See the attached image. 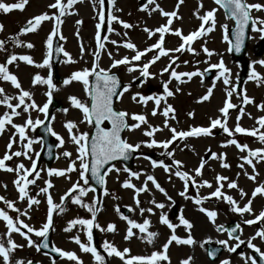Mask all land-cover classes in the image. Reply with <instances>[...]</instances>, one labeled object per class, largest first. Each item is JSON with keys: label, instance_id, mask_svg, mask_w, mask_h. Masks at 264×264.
<instances>
[{"label": "rangeland", "instance_id": "obj_1", "mask_svg": "<svg viewBox=\"0 0 264 264\" xmlns=\"http://www.w3.org/2000/svg\"><path fill=\"white\" fill-rule=\"evenodd\" d=\"M106 1L107 0H105L104 9L105 22L99 30L102 38L107 37V40L102 39V42L105 45L103 49H97V42L95 39L97 32L96 25L99 23L98 12L100 6L98 0H88L90 11L92 13L89 21L80 20L76 16H73L70 23L67 20L68 14L62 17L63 23L61 24L59 34L57 35L62 48L71 55L74 62H67V58L62 54L58 69L61 76H63V79L59 83L53 81L56 87L52 90V97L60 100L63 107L54 112L51 123L52 130L63 138L64 143L61 145L58 141V155L50 168L61 170L66 169L71 161L75 160L76 170L67 173L65 176H49L47 174L49 168H46L44 162L41 165H37V170L40 171V177L35 180V184L29 185L27 191L30 197H35L40 203L38 205H32L31 208L28 207L27 198L25 200L19 199V192L14 184V181L17 179V173L14 171L8 172L0 170V196L4 197L6 200L13 201L15 208L19 209L20 212L7 208V205L3 201H0V209H4L8 212L14 220L19 218V220H22L34 229H40L46 222L49 207L47 204V194L40 192V189L47 186L45 183L46 181H51L53 186L49 189V194H51L53 202L60 205L59 208L53 210V224L50 228L53 245L63 251L76 253L82 261V264H98L91 254L81 251L79 245L72 239L75 236H79L82 243H89L87 240V227L77 224L73 226L70 231H65L71 220L91 219L92 217V214L86 207L72 202L74 197L80 196L78 189L70 193L68 196H65V194L68 193V190L71 189L74 184L79 182L81 186L88 189L85 195L80 196L83 204L88 205L92 204L93 201H99L96 206L101 210L97 212L94 224H99L100 228H92L93 240L91 243L93 244L94 240H98L99 245L101 246L100 253L105 257V264H124V261L119 257H116L115 255L108 256L107 253L104 252L102 245L105 241L113 244L121 251L125 248L130 249L126 258L131 256H149L156 250H162L160 245L167 241L168 236L171 235V230L160 222V215L161 213H165L172 223L179 224L178 216L181 212L184 217L193 224L190 231L196 243L189 245L192 258V253L198 254L199 252L200 254L202 253V256L205 258L204 251L207 243L205 241H208V237L213 242L221 240L227 241L228 246H234L238 243L237 240L227 237L225 235L227 234L226 232L218 230L219 226H224L230 221H236L241 228V235L239 238L240 240H243L244 243L241 244L235 252H229L226 246L223 245L224 251L221 258L229 260L230 264H246V260L249 257L252 258V250L254 251V249L248 247L249 240H251L261 252H264V239L255 236V233L258 230L264 228L263 222H257L252 225L244 223L245 220L253 219L254 215H258L261 210H264V195L258 194L255 198L251 197L253 190L260 184H264V161H259L253 158V163L255 164V169H253L251 165H248L241 159V157L247 155V151L241 152L235 145L227 144V141L229 139H236L240 144H247L248 147L253 150L264 148V143L259 140L258 136L253 137L248 134L235 133L230 137L227 133H224L219 127H217L212 130L211 135L177 139L167 150L160 146L148 147L146 143H142L149 142L153 138L158 142L171 139L169 128H176L177 131H186L192 127H208L212 119H223L219 109L223 107L226 100V89L236 85L242 66L232 60L231 52L229 51V37L228 40L224 39L225 34H227L225 33L224 26L226 25L228 29L233 25V21L225 16L222 8L219 5H216L214 0H183V3L179 4L178 9L177 4L179 3V0H156V3L159 4L164 11H178V16L180 18H173V24L170 26L173 31L175 29H180L182 30L183 35H188L192 31L197 30L201 23L196 15L198 9L200 15H203L211 9H216L215 28L212 32L193 41L191 46L196 50L195 53L185 50L179 53L170 52L169 55L162 56L149 68V72L154 75L146 78L145 82L141 85H136L134 83L135 78L140 75L139 68L132 72H128L127 66L125 65H120L111 69V72H117L120 75L126 85L131 84L129 91L124 93L122 98L116 99V108L129 113V124L134 123V121L130 119V116L133 113L144 114L148 123L146 125H141L139 129L134 131L126 130L124 138L131 144L141 143V147L136 150L137 156L131 170L126 172L124 171L125 167L121 163H115V168L120 169V171L118 173L112 171L106 175L105 188L107 189V195L104 194L105 188L102 192L93 191L90 182L88 185H84L83 180L80 178V161L76 159L78 156L77 145L71 141L65 124L68 121H73L77 125L74 132H88L91 134L93 126L87 124V122H83L82 112L71 105L69 97L76 96L83 102L90 101L81 82L73 81L68 85H64V79H67L75 71H79L83 68H91L93 64H98V69H109L111 68L114 59H121L125 56L130 59L135 52L131 49L125 48L123 43L125 41H130L136 45L137 50L143 51L156 43L159 39V33L150 37L144 29L148 28L150 30H155L157 27L166 24L168 19L167 17L162 16L158 10L150 12L155 5H149L147 10H141L142 6L140 5V0H115V6H111L112 10H109L108 7L106 9ZM3 2L16 3L18 0H3ZM54 2L55 0H28L27 5L22 11L13 10L9 13L0 12V24L4 26L3 31H0V40L5 41L4 49L0 50V63H6L7 58L12 54L17 56L28 55L32 57L34 63L31 65L24 61L17 60L13 64L7 65V67L10 73L17 76L21 87L32 94L31 99L39 106H43L44 103L48 102L46 93L49 89L45 84H33L32 81L37 74L44 78H47L49 74H51V60L50 68L37 67L36 65L41 64L48 53L46 40L54 27V21L48 20L42 22L35 32L20 34V30L23 25L27 24L28 20L37 15L42 13L52 15L53 13H56L58 10L49 7V5ZM63 2L67 3V0H63ZM247 2L264 4V0H247ZM201 3L203 4V7H200ZM117 9H119V11H117ZM69 12L71 11L69 10ZM109 12L119 17L120 20L132 24L133 27L130 29H124L120 23L112 21L110 26L113 31L109 32ZM252 16L253 18L259 17L264 19V11L253 10ZM78 20L82 21V23L77 24L76 22ZM90 23L91 27L89 28ZM77 32L79 35H77ZM125 33H127V35H125ZM60 35L65 39H60ZM10 37H16L23 43L17 45L14 40L10 39ZM260 38L261 34L252 30L246 60L251 63V72L254 69L261 77H264V65L254 63L264 60V54L263 56H256L253 51ZM112 40L117 41V44H112ZM29 42L33 45L32 48L25 46ZM181 43L182 40L174 35L173 32L165 34L163 45L165 49H174ZM81 45H83V53H81ZM203 47H207L213 52V55L209 57L203 51ZM97 52L99 53L98 60L95 55ZM157 52L158 50L153 49L151 52H147L140 61H134L133 64L142 65L143 63L150 61ZM109 53H111V56ZM172 57H177L176 62L172 64V68L177 72H192L196 70L203 72L205 69L210 68L211 64H216L222 59L226 67L231 70L230 79L232 84L225 85L222 77L216 79L219 74V70L217 69H215L216 73L212 80L205 81L200 76L193 77L191 80L182 77V80H185L186 82L180 83L174 78H170L171 69L169 72L162 73V70L169 65ZM185 61H187V63H185ZM169 80L171 82L168 86L174 95L167 97L166 102L167 104L172 105L175 109V119L171 118L173 114L170 113L167 118L169 127H165L164 121L166 118L161 114L165 107L163 101L157 110V114L152 115L155 106L154 101H149L145 105L132 101L131 96L137 92L142 95L163 94V83ZM213 82H215V87L212 96L207 101L199 102V98L206 94L207 89L213 85ZM0 88L4 89V95L13 97L10 101L13 105L18 103V100L15 97H18L19 90L16 89L11 82L0 79ZM177 89H179V91H177ZM242 93L250 97L253 100V103L239 105V92H234L231 97V102L238 107L234 108L233 111L229 113L227 127L230 130L235 128L237 118L240 116L239 108L243 107L245 114L239 118L238 122L240 126L249 130L256 128L260 132H264V129L259 128L257 123L258 118L264 116V110L258 108V105L264 104V80L258 82L256 80H251L248 77L243 83ZM2 98L3 96L0 95V99ZM26 102L30 103L31 101L26 99ZM64 109H67V112H65ZM17 111L21 114L13 117V123L15 124L22 125L29 117L33 121L37 119L41 121L44 120V113L37 110L29 109V112L25 113L23 111V106H21ZM5 112L10 113L11 110L8 109L6 105L0 104V116H3ZM190 112L194 113V115L189 116L188 113ZM149 125L161 130L157 131L154 134V137H147L144 135V132ZM38 126H36L35 130H32L31 128L26 130V137L35 141L29 152V155L35 161L36 154L43 150L41 139L36 134ZM13 136H15V143H13L10 151L15 152L25 150L24 144L27 140L23 142L20 141L19 134L16 133L15 129L12 128L11 125H7L4 132L0 134V157H3L6 151H9L7 149V144ZM65 151L70 152L72 154L71 157H65L63 155ZM167 151H172L173 156L169 157L166 154ZM208 152L216 153L218 156L222 157V159H214L212 157L206 159L205 156ZM148 154L153 156L152 159L145 158ZM201 159L206 161L203 169H205L207 174L203 176V180L208 179L211 176L214 178L212 180V189L210 193L218 186L215 178L217 176H225L228 180L222 182L224 184L222 192L225 195H231L241 207L252 198V214L244 213L241 215L231 211V206L222 198L217 199L211 197L203 200L202 205H196L193 202V199H186L179 194L184 191V182L174 175V172L177 170L174 166L172 167L171 172H165L163 167H153L151 163V160H156L163 161L166 165H172L173 160H179L182 162V167L179 170L189 172V174L197 178L199 182L200 176L195 175L194 169L199 166ZM224 162H226L229 167H222V163ZM20 163H23L25 167L30 168L32 160H29L22 155L20 157H13L10 161H6V165L12 168H15ZM241 164L244 165L243 168L239 167ZM131 172L140 173L139 178L130 176ZM148 175L155 177L156 181L167 192V196L156 189L151 181L147 182L148 190L141 192L138 197H136L134 189L124 188L122 186L125 180L130 179L131 183L136 185V187H142ZM251 175H255L256 179H249V176ZM169 176H171V179H169ZM33 178L34 175L29 177V179ZM229 181H236L238 188H228L227 184ZM196 188H198L197 184L192 185L189 183L185 195L193 198L197 195L202 197L209 196L210 193H205L206 190L204 187H199L201 189V192L199 191V193H196ZM239 189H243L247 195L241 198ZM62 197H65L63 201L61 200ZM168 197H171V200H169ZM136 198L140 200L139 206L135 203ZM153 200L157 203H163L165 207L163 209L156 208L152 203ZM174 204L178 206L179 213L176 217H171L170 213ZM117 207H119L120 213L127 215L137 223H143L145 219L150 221L149 231L158 233L151 244L140 238L144 234L139 233L138 229H133L135 235L131 239L126 240L124 238L128 224L125 220L121 219L120 214L117 213ZM200 207L213 210L217 213L215 223L211 222L205 213L199 211ZM60 208H63V211H61ZM129 208L133 209V211H129ZM140 208H152L153 212L149 213L145 211L143 215H141ZM25 210H27V215H21L20 213ZM125 210H128L129 213L125 214ZM193 214H198L200 222H197V219ZM110 223L116 225V230L114 232L100 230L106 229L107 225ZM21 230L25 232L27 231L23 228H21ZM7 232L8 229L6 222L0 219V242H3L5 246H8ZM177 234H188V231L184 226L180 225L176 228V235ZM29 236L34 242L33 246H29L27 240L19 233L13 232L11 234V239L17 245H22V247L12 251L10 255L11 264H15L17 260H23L25 264H27L29 260H36L38 264H53V261L54 264H77L76 261H70L66 257L60 256L55 258L40 250L38 251L36 246L39 245L42 237L36 236L34 232L30 233ZM253 237H255V239H252ZM154 242L157 244H153ZM201 244H203V247H201ZM186 254L187 249L184 251V256L187 257L188 255ZM192 263H194L193 259ZM215 263L216 262H210V264ZM0 264H3L2 258H0ZM248 264H251L250 260H248Z\"/></svg>", "mask_w": 264, "mask_h": 264}, {"label": "snow or ice", "instance_id": "obj_2", "mask_svg": "<svg viewBox=\"0 0 264 264\" xmlns=\"http://www.w3.org/2000/svg\"><path fill=\"white\" fill-rule=\"evenodd\" d=\"M79 0H67V3H64L63 0H55L54 3L50 4L49 7L52 9L58 10L56 13H53L52 15H49L48 13H42L40 15H37L33 17L32 19L27 21V24L25 27H23L20 30V34H25L29 32H35L42 22L52 20L54 21V27L51 31V33L47 36L46 44L48 48V53L46 57L44 58L43 62L41 64L36 65L37 67H51V55H52V45H53V38L59 34L60 26L63 23L62 17H64L66 14H70L69 10L73 8V5L78 3ZM216 5H219L220 7L224 8L227 13L229 14L230 18H233L236 21V39L235 42L230 43L229 51H232L233 49L236 52H240L242 45L244 43V37H245V29L249 25V21H251L252 29L253 31L259 32L261 34V37L264 38V19H261L259 17L253 18L251 15V12L253 10L256 11H264V4L260 3H248L247 0H214ZM28 0H18L16 3H5L3 0H0V12L3 13H9L13 10H23L25 6L27 5ZM99 3V12H98V18L99 23L96 25L97 32H96V42H97V49H103L104 43L103 40H107V37H101L100 29L102 25L105 22V0H98ZM108 3L115 6V0H108ZM183 0H179V3L177 4V9L179 8V4H182ZM149 5H155L154 8L150 10L151 11H159L162 16L167 17V23L157 27L155 30H150L148 28H145L144 31L148 33V35L151 37L152 35H155L156 33H159V39L156 43L152 44L150 47L144 49L143 51L137 50L136 45L130 41H125L123 43V46L127 49H131L135 52V54L129 59V57L125 56L121 59H114L111 68L104 69L99 68L98 64H93L91 68H83L79 71L73 72L67 79H64L63 84L68 85L72 83L73 81L81 82L84 86V90L89 97L90 102H83L76 96L69 97L71 101V105L75 107L76 109H79L82 112L83 115V122H87V124L92 125L95 128V134L90 137V134L88 132H74V129L77 128V125L73 121H68L65 124V127L70 135L71 141L77 145V160L80 161L79 168L80 171V178L83 180L84 185L89 184V176L87 173H91V179L95 180V182L99 185H105L106 180L105 177L109 172L116 171L117 173L120 171V169L115 168V165H111L107 168L106 171H102L105 168V165H109L111 161H116L118 159H124L127 160L129 156L138 150L141 147V143L131 144L126 139L122 138L121 133L124 130L134 131L136 129H139L141 125H146L148 123L147 118L144 114H131L130 119L134 121V123L129 124V113L126 111H120L116 110L114 108V98L120 99L123 97L124 93L128 92L131 88V84L124 85L121 88V81L119 77L111 72L112 68H116L120 65L127 66V71L132 72L135 71L137 68H139L140 74L142 77L148 78L150 76H153L154 74L149 72V68L152 64H154L156 61H158L162 56L169 55L170 52H182V51H188L195 53V49L191 46L193 41L196 39L203 37L207 33H210L214 30L216 20H215V12L216 9H211L204 13L203 15L199 14V9L197 10V17L200 19L201 23L199 25V28L195 31H192L188 35H183L182 30L180 29H173L170 27L173 24V18L179 19L178 11L174 10L171 12L164 11L159 4L156 3V0H147V3L142 6L141 10H147ZM200 7H203V4H200ZM119 11V9H117ZM108 21H109V28L108 31L111 32L113 29L111 28L110 24L112 21H116L120 23L124 29H130L133 27L132 24L127 23L123 20H120L119 17L112 14L111 12L108 13ZM77 24L82 23V21H77ZM207 25V27H206ZM3 25L0 24V31H3ZM225 33H227V26H224ZM173 32L174 35L178 36L182 43L174 48V49H165L164 48V41H165V34ZM77 35L79 33L77 32ZM127 35V33H125ZM10 39L14 40V42L17 45H21L23 42L17 39L16 37H10ZM60 39H65L62 35H60ZM225 40H228L227 34L224 36ZM112 44L116 45L117 41L112 40ZM5 41L0 40V50L4 49ZM28 48H32L33 45L29 42L25 45ZM187 46V47H186ZM153 49L158 50L157 54L152 57V59L146 63H143L142 65H134V61H140L141 58L147 53L151 52ZM58 52H62L63 55L67 58V62H74L72 60L71 55L66 52L62 47L57 49ZM203 51L210 57L213 55V52L210 51L207 47H203ZM81 53H83V45H81ZM97 60L99 59V53H95ZM111 56V53H109ZM177 57H172L170 60V63L168 66H166L163 70V72H169L170 71V78H174L180 83H185V80H182V77H186L188 80H191L193 77L200 76L203 77L205 72L209 71V69H205L204 72H201L199 70L192 71V72H177L174 68H172V64L176 62ZM20 60L24 61L27 64L31 65L34 63L31 56L28 55H21L17 56L15 54L10 55L7 58L6 63H0V79L3 81L11 82V84L19 90L18 97H15L18 100V103L13 105L10 101L13 99V97L4 95V89L0 88V95L3 96L2 99H0V104L6 105L8 109L11 110V112H5L3 116H0V134H2L6 128L7 125H11L12 128L15 129L16 133L19 134L20 141L27 142L24 144V151H15L11 152L13 143H15V136L10 138L9 143L7 144V149L9 151H6L3 157H0V170H5L8 172H16L17 173V179L14 181L15 187L18 189L19 192V199L25 200L27 198L28 201V207L31 208L32 205H38L40 201L36 199L35 197H30L28 194V187L29 185L35 184V180L40 177V171L37 170V163L35 160L32 159V157L29 155V152L32 149V145L35 142L34 140L26 137V130L31 128L32 130H35L36 126L43 123V121L37 119L33 121L30 117L26 120L24 124H15L13 123V117L19 116L21 113L17 111V109L21 108L23 106V111L25 113L29 112V109L37 110L41 113H44L45 118L47 119L48 116V110L49 105L52 101V90L55 89V84L53 83L52 76L49 74L47 78H44L37 74L32 83L33 84H45L48 86L49 91L46 93L48 97V102L44 103L43 106H39L36 104L34 100L31 99L32 94L29 91L24 90L21 87L20 82L18 81V78L16 75L10 73L7 65L13 64L15 61ZM187 63V61H185ZM254 63H259L261 65H264V60H260ZM210 69H217L219 70V74L216 77V79L223 78V83L225 85H231L232 81L230 79L231 76V70L226 67L223 60L221 59L216 64H211ZM161 73V74H162ZM94 76L95 81L94 83L90 82V77ZM135 79H139L138 77ZM249 79L261 81L264 80V77H261L260 74H258L254 69L252 70L251 74L249 75ZM171 81H167L163 83V94L160 95H142L141 93L137 92L131 96L132 101L136 103H142L147 104L149 101H154V108L152 111V115L157 114V110L159 109V106L161 105V102L163 101L165 103V107L162 110V115L166 118L164 121V126L169 127L168 125V117L169 114L172 115V119H175V109L172 105L167 104V97L173 96L174 93L169 89V83ZM215 87V82H213V85L207 89V92L205 95L201 96L199 98V102H204L209 100V98L212 96L213 89ZM179 91V89H177ZM237 89L235 86H232L228 89H226V100L224 102V105L222 108L219 109L223 119L216 118L212 119L210 121V125L208 127H192L189 130L186 131H177L176 128H169L171 132V139L166 141L158 142L154 138L151 139L149 142H142L146 143L148 147L153 146H160L163 147L165 150L169 148V146L176 141L177 139H185L188 137H199L201 135H211L212 130L219 127L224 133H227L228 136H233L235 133L240 134H248L253 137L258 136L259 140L264 143V132H260L258 129L253 128L251 130L246 129L244 127H241L239 124V118L242 117L244 113L243 107L239 108L240 116L237 118V123L234 129L230 130L227 127V118L229 116V110L237 108L238 106L236 104H233L231 102V97L234 92H236ZM26 99L29 102H26ZM242 103L247 105L250 103H253V100L248 97L246 94L242 95ZM258 108L261 110H264V104L258 105ZM65 112H67V109H64ZM189 116L194 115V113H188ZM250 115V114H249ZM107 121L111 127H102L104 122ZM257 123L259 125V128L264 129V116H261L258 118ZM161 129L157 127H153L151 125L148 126V128L145 130L144 135L147 137H154V134L157 131H160ZM46 131L50 132L52 136H55L57 140L62 145L64 143V140L62 137H60L55 131L51 129V127L46 128ZM227 144L235 145L241 152L247 151V155L241 157L242 160H244L248 165H251L253 169H255V164L253 163V158L259 161H264V148H257V149H250L247 144H240L236 139H229L227 141ZM49 151H51V148L49 147ZM166 154L171 157L173 156L172 151H167ZM25 156L29 160H32L31 167L27 168L23 163L18 164L15 168L8 167L6 165V161H10L13 159V157H20ZM37 156L39 153L36 154ZM65 157H71V153L65 151L63 153ZM90 157V160H89ZM211 157L214 159H222V157L218 156L216 153H211ZM153 167H163L165 172H171L172 167L174 166L177 170L174 172V175L179 177L184 182V191L180 192L179 194L186 199H193V202L200 206L202 205L203 200L209 199L211 197H215L217 199H223L225 200L230 206V210L243 215L244 213H253L252 209V198H255L258 194L264 195V184H260L257 186L252 194L251 197L246 204H244L243 207L239 206L236 200L233 199L231 195H225L222 192V188L224 187L223 181H227L228 178L225 176H217L215 179L217 181V187L214 191H212L208 197H200L197 195L196 197H188L186 196V192L189 187V182H191L192 185H196L197 182L195 180L194 176H191L189 172L186 171H180L179 169L182 167V162L179 160H173L172 165H166L163 163V161H156L151 160ZM206 161L201 159L200 164L197 168L194 169L195 175L200 176L202 175V169L205 166ZM222 167H229V165L224 162L222 163ZM239 167L243 168L244 165L241 164ZM76 170V161H71L70 165L66 169H54L49 168L47 170V174L49 176L56 175V176H65L67 173H70L72 171ZM124 171L128 172L129 169L125 168ZM247 174V173H246ZM33 179H29L30 176H33ZM130 176L139 178L140 173L138 172H131ZM169 179H171V176H169ZM249 179L255 180L256 176L251 175L249 176ZM151 181L152 184L155 186L156 189H158L161 193H163L165 196H167V192L161 185L156 181L155 177L152 175H148L146 178V181L142 187H136L133 183H131V180H125L123 182L124 188H132L135 190L136 197L139 196L141 192L147 191V182ZM46 187H43L40 189V192L47 194V204H48V212H47V219L46 222L43 224V226L40 229H34L33 227L29 226L28 224L24 223L22 220L13 219L12 216L8 214L4 209H0V219L6 222V226L8 229L7 236V244L8 246H5L3 242H0V258H2L3 264H11L10 255L13 250L22 247V245H17L12 239L11 234L13 232L19 233L22 237H24L27 240V243L29 246H33L34 242L30 238V233H35L38 237H43L44 241L42 246L44 248H48V242H47V236L49 229L52 227L53 224V210L56 208H59L60 205H57L53 202L51 194H49V189L53 186L51 184V181H46ZM207 186L209 188L212 187V185L208 181H203L198 187H204ZM227 187L230 189H237L238 184L236 181H229L227 184ZM79 190L80 196H83L86 194L87 190L85 187L81 186L79 182L73 185L71 189L68 190V193L65 194V196H68L70 193ZM95 191V189H92ZM198 192V188H197ZM240 196L243 198L247 193L243 191V189H239ZM105 195H107V189L105 188ZM80 196L74 197L72 202L78 205H81L83 207H86L88 211L92 214L91 219H73L69 222L68 228L65 229V231H70L71 228L77 224L86 226L87 227V240L89 243L85 244L80 241L79 236H75L72 239L76 244L79 245L81 251L90 253L94 260L98 262V264H105V257L101 255V253L97 250V248L91 243L93 240L92 236V228H100L99 224H94L96 214L101 209L98 208L96 205L99 203V201H93L92 204H83ZM65 197H62L61 200L63 201ZM169 200H171V197H168ZM0 201H3L7 208L12 209L16 212H20L19 209L15 208L14 202L10 200H6L4 197L0 196ZM135 203L137 206L140 204V200L138 198L135 199ZM152 203L155 205L156 208L163 209L165 205L163 203H157L155 200L152 201ZM61 211H63V208H60ZM117 213L120 214L121 219L125 220L128 224L127 232L125 235V239H131L135 233L133 229H138L139 233L144 234L140 238L147 243L151 244L153 240L156 238L158 233L149 231L150 227V221L148 219H145L143 223H137L136 221L130 219L127 215H124L123 213H120L119 207L116 208ZM129 211H133V209L129 208ZM147 211L149 213L153 212L152 208H140V213L143 215V213ZM199 211L205 213L209 220L213 223H215V219L217 216V213L213 210H208L206 208L200 207ZM21 215H27V210L20 213ZM179 224L172 223L167 215L165 213H161L160 215V222L163 225H166L171 230V235L167 239V241L163 244L162 250L152 252L149 256H131L127 257V254L130 252V249L125 248L123 251L117 249L113 244L105 241L102 245L104 252L107 253L108 256L115 255L116 257H119L122 261H124V264H160V262H168L170 264V258L167 255L169 246L175 242L176 244L181 245H193L196 243V241L193 239L191 235V229L193 227V224L184 217V215L181 214L178 216ZM258 221L264 222V210H261L258 215H254L253 219L245 220L244 223L247 225H252L257 223ZM180 225L184 226L185 229L188 231V234L186 238H181L176 235V228ZM21 228L26 229L27 231H22ZM240 228V225L237 224L236 227L232 229H224L223 226H219L218 230H224L228 232V235L230 238H234L238 241L234 246H228V242L221 240L218 241V243L225 245L227 250L229 252H235L237 248L240 247L241 244L244 243L243 240H240L239 236H234V233H236L237 229ZM101 231H108V232H114L116 230L115 224H108L106 229H100ZM256 237H260L261 239H264V228H261L255 233ZM252 239H255L253 237ZM37 250L39 251L40 246L37 245ZM201 247H203V244H201ZM248 247L251 249H254L256 252L260 253L261 258H264V252H261L259 248L256 247L255 244L251 242V240L248 241ZM53 252L58 253L61 257H66L70 261H76L77 264H82V261L79 259V257L76 255V253L71 251H63L60 248L53 247L51 249ZM215 249L208 252V255L212 258L216 256ZM47 254V253H46ZM191 257H188L184 259L181 264H191ZM248 260L251 261V264H257L256 260L254 258L249 257L246 260V264H248ZM15 264H25L23 260H17ZM27 264H32L31 261H28ZM54 264V261H53ZM221 264H230V261L225 259L221 261Z\"/></svg>", "mask_w": 264, "mask_h": 264}, {"label": "water", "instance_id": "obj_3", "mask_svg": "<svg viewBox=\"0 0 264 264\" xmlns=\"http://www.w3.org/2000/svg\"><path fill=\"white\" fill-rule=\"evenodd\" d=\"M226 13H227V11H226ZM227 15L229 16L228 13H227ZM229 17H230V16H229ZM251 26H252V25H251V21H249V25H248V26L246 27V29H245L244 43H243V45H242L241 51H240V52H236L234 49L232 50L233 55H234V57H235L236 59H242V58L245 56V53H246V47H247V44H248V41H249V30H250ZM235 28H236V26L232 29V33H231V37H232V40H233L232 42H233V43L235 42V39H236ZM58 48H60V46H59V43H58V41H57V39H56V40H55V43H54V50H53V62H54V67H55V68H54V73H53V75H54V78H55L56 81H58V80L61 79V77L58 75L57 68H56V65H57V63L59 62V59H60V57H61V52H58V51H57ZM263 49H264V42H263V43L261 44V46L259 47L258 54H261L262 51H263ZM248 73H249V64H247V66L245 67V70H244V72H243L242 75H241L240 81L245 80L246 77H247V75H248ZM114 74H115V73H114ZM116 75H117V74H116ZM211 75H212V72H211V71H208V73H207V77H211ZM117 76H118V75H117ZM91 81H92V83H94V81H95V77H94V76L92 77V80H91ZM120 81H121V80H120ZM139 81H140V80H139ZM122 87H123V83L121 82V88H122ZM238 87H239V88L241 87V82H240V84L238 85ZM114 100H115V98H114ZM57 107H61V104H59V102H57V101H53V103L50 105L49 112H48V116H47V119L45 120V123H44L42 126H40V128H39V130H38L39 134H41V136H42L43 143L45 144V151H44L43 154L40 156V159L45 158L48 166L53 162V160H54L55 157H56L55 149H56L57 144H56L55 141H52V139H51V134H50V132L46 131V128L49 127L50 116H51V112H52V110L55 109V108H57ZM102 127H103V126H102ZM122 133H123V132H122ZM122 133H121V135H122ZM94 134H95V128H94V132H93L92 135H94ZM49 147L51 148V151H49ZM133 156H134V152L129 156V158H128L127 160H124V159H122V158H121V159H118V160H121V161L127 162L128 165H131V159L133 158ZM40 159H39V160H40ZM118 160H116V161H118ZM113 162H115V161H111V162L109 163V165H110L111 163H113ZM109 165H105V168H104V170H102V171H105V169H106ZM89 174H90V177H91V173H90V172H89ZM91 182H92V184L95 186V188H97L98 190H100V189L103 187L102 185L97 184V183L95 182V180H93V179H91ZM174 213H176V209H174ZM227 227H228V229L230 230V229L236 227V224H230V225H228ZM50 234H51V232L49 231V232H48V236H47V242H48L49 247H48V248H44L43 246H42V247H43L44 249L49 250V251L52 252V250H51L52 247H51V245H50V239H49ZM234 234H239V229H237L236 233H234ZM43 241H44V239H43ZM43 241H42V244H43ZM42 244H41V245H42ZM258 259H259V261H260L261 264H264V260H263V259H260L259 257H258Z\"/></svg>", "mask_w": 264, "mask_h": 264}, {"label": "bare ground", "instance_id": "obj_4", "mask_svg": "<svg viewBox=\"0 0 264 264\" xmlns=\"http://www.w3.org/2000/svg\"><path fill=\"white\" fill-rule=\"evenodd\" d=\"M70 11L71 12H69L70 14H68V17H67L68 22L72 21L73 16H76L80 20H85V21H89L91 19L92 13L90 11V5L88 4V0H79L78 3L73 5V8L70 9ZM90 27H91V23L89 25V28ZM206 174L207 173H206L205 169H202V175H200V181L198 182L197 178H195V180L197 182V186H199L205 180L208 181L212 185V180L214 179L212 176L209 177L208 179L203 180V176ZM189 183H191V182H189ZM204 189L206 190L205 193H208V192L210 193L212 188L204 186ZM199 191L201 192V189L198 187V192H197V188H196V193H199ZM200 197H202V196H200ZM193 215L196 217L197 222H200V217L198 216V214H193ZM258 222H260V221H258ZM263 224H264V222H263ZM206 262L204 264H208V262L207 263Z\"/></svg>", "mask_w": 264, "mask_h": 264}, {"label": "flooded vegetation", "instance_id": "obj_5", "mask_svg": "<svg viewBox=\"0 0 264 264\" xmlns=\"http://www.w3.org/2000/svg\"><path fill=\"white\" fill-rule=\"evenodd\" d=\"M177 236L181 237V238H186L187 234H177ZM170 237V235L168 236V238ZM154 244H157L156 242H154ZM161 248L163 246V244L161 243ZM187 249V257L184 256V251ZM207 251H205V258L206 260L209 259L208 255L206 254ZM168 253H169V258H170V264H181V262L188 258L191 257V248L189 247V245H181V244H176L175 242H173L168 249ZM193 256V260H194V264H202V260H203V256L202 254H200V252L198 254L196 253H192ZM168 263V262H165Z\"/></svg>", "mask_w": 264, "mask_h": 264}]
</instances>
